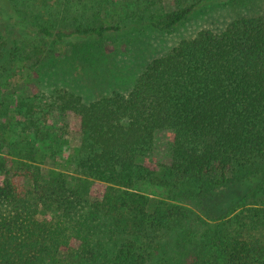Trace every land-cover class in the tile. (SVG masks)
I'll return each instance as SVG.
<instances>
[{
	"label": "trees",
	"instance_id": "trees-1",
	"mask_svg": "<svg viewBox=\"0 0 264 264\" xmlns=\"http://www.w3.org/2000/svg\"><path fill=\"white\" fill-rule=\"evenodd\" d=\"M132 1L139 9L133 18L138 27L169 33L212 0H191L190 5V0H175L179 8L160 16L154 13L161 0ZM116 11L111 10L118 22L98 26L65 13L61 27L35 25L21 40L10 23L15 27L21 20L17 0H0V70L21 55L38 58L42 45L74 50L91 41L93 46L111 41L126 27L133 30L134 23L122 24ZM46 108L75 119L81 134L75 150L78 171L108 188L102 201L90 203L63 174L41 179L38 169L25 163L22 169L33 186L20 191L4 175L6 161L0 158V264H151L146 247L165 248V236L180 246L183 239L193 244L194 229L188 226L199 227L203 220L171 204L158 203L150 212L149 197L130 189L169 177L187 184L190 198L201 204L227 190L237 174L248 173L245 182L250 181L252 170L264 165V7L257 16L233 20L220 33L202 30L182 40L151 61L127 95L113 93L86 103L60 90ZM17 111L23 144L31 146V138L47 135L34 120L36 106L22 104ZM23 150L26 161L35 162L34 151ZM40 205L51 212H38ZM38 215L45 218L38 220ZM253 217L261 219L260 214ZM206 226L195 240L206 242L215 255L208 254L203 264H264L261 240Z\"/></svg>",
	"mask_w": 264,
	"mask_h": 264
},
{
	"label": "rangeland",
	"instance_id": "rangeland-1",
	"mask_svg": "<svg viewBox=\"0 0 264 264\" xmlns=\"http://www.w3.org/2000/svg\"><path fill=\"white\" fill-rule=\"evenodd\" d=\"M126 1L127 7L122 3ZM65 2L67 0H17L21 20H15V27L14 22H10L15 38L21 39V34H25V30L29 33L35 25L61 27L65 24V13L67 18L75 17L87 26L118 22L111 12L112 8L117 9L122 24L134 23L135 27L133 30L126 27L121 35H116L111 41H97V46H93L96 43L91 41L85 47L79 46L74 50L70 46L56 49L51 44L46 47L42 45L44 43H39L45 50L38 54V58L29 60L21 55L20 60H13L5 70H0V158L6 161L4 175L12 179L20 191L33 186V180H29L22 169L28 163L38 169L36 174L41 173V179H48L53 172L63 174L73 188L80 190L85 200L94 203L102 201L108 185L82 176L78 171L75 152L81 144L78 123L70 114L50 113L46 104L60 90L80 96L86 103L113 93L127 95L151 61L202 30L220 33L237 18L259 15L264 0H212L194 12L187 23L169 33L138 27V22L133 18L139 9L132 0H76L69 6ZM104 4L110 8L103 10ZM158 5L160 11L154 13L158 16L179 8L175 0H161ZM0 24H3L2 21ZM25 44L28 46V42ZM26 103L37 107L34 120L48 130L47 135L41 138H31V146L23 144L25 138L18 134L22 126L17 124L18 119H14L18 107ZM21 139L22 147L19 146ZM21 148L34 151L32 157L35 162L26 161L28 152L21 151ZM252 172L250 181L245 182L248 173H239L227 190L201 204L190 198L192 193L187 184L178 185L169 177L140 182L130 189L149 197L150 212L158 203L171 204L187 208L194 217L203 220L199 227H195V223L188 226L194 229L193 244L195 242L196 247L184 239L182 246L177 245V241L174 242L175 239L170 236H165V248L156 243H153L151 250L145 246L154 258L151 264H194L197 261L203 264L208 254L215 255L214 251L206 250V242L202 243L199 239L198 243L195 240V236L200 237L207 224L219 226L216 229L227 227L229 235L243 231L244 236L259 239L264 244V165L256 172L254 168ZM248 210L258 212L252 211L250 215ZM38 212L51 211L40 205ZM255 214H260L261 219L254 218ZM51 217L52 214L48 213L47 218ZM37 218L43 220L45 217L38 215ZM73 245L79 246L76 242Z\"/></svg>",
	"mask_w": 264,
	"mask_h": 264
}]
</instances>
